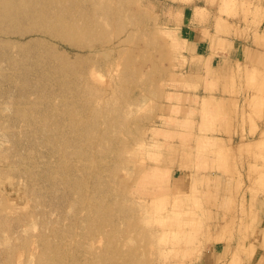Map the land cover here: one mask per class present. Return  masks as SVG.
I'll use <instances>...</instances> for the list:
<instances>
[{"label": "rangeland", "instance_id": "rangeland-1", "mask_svg": "<svg viewBox=\"0 0 264 264\" xmlns=\"http://www.w3.org/2000/svg\"><path fill=\"white\" fill-rule=\"evenodd\" d=\"M180 3L225 97L197 119L168 104L203 59ZM245 44L264 49V0L8 1L0 264H195L223 245L218 264H242L264 205V51L237 61Z\"/></svg>", "mask_w": 264, "mask_h": 264}, {"label": "crops", "instance_id": "crops-1", "mask_svg": "<svg viewBox=\"0 0 264 264\" xmlns=\"http://www.w3.org/2000/svg\"><path fill=\"white\" fill-rule=\"evenodd\" d=\"M176 8H179L182 13L179 15V18L175 23L180 25L182 32H185L186 35H189L188 33H193L191 39H188L183 35L185 40H190L189 50L203 59L200 64H197V67L201 69L200 71L190 70L187 72H178L182 77L176 78V82L181 84V86L180 88H176L177 83H174V81L171 83L172 88H170L168 93L169 110L171 113L174 112L173 114H176L178 117H184L185 119L192 117L193 119H197L200 115H206V109L212 105H207L206 101L210 98H223L224 96L220 95L219 92H211L209 89V83H207L208 81H203L205 83L200 82L201 79L199 76H204V72L209 69L208 63L210 61L212 62V53H210L208 46L204 44L205 42L203 43L200 40H196V37L201 34L199 29L205 28V25L201 26L199 23L196 24L195 15L193 12H189L190 9L187 4L180 3L178 6L176 4ZM259 50L264 51L263 48H257L253 44H245L238 50L236 60L244 62L250 61L254 63V61L249 58V54ZM212 177L215 178V176ZM225 190L227 189L223 188L221 191ZM212 191H214V189ZM259 206L260 207L256 208V213L253 214L252 219L250 220L251 222L255 221L253 222V228L255 229L254 231L258 233L255 249L250 256H242V264H264V205ZM219 243L218 244L221 245L225 242L220 241ZM213 249L214 251L209 250L208 253L206 252L205 255L201 256L195 264H218V259H222L224 254L226 255L225 250L227 247L223 245L222 250L220 251L216 250V246H214Z\"/></svg>", "mask_w": 264, "mask_h": 264}, {"label": "bare ground", "instance_id": "bare-ground-1", "mask_svg": "<svg viewBox=\"0 0 264 264\" xmlns=\"http://www.w3.org/2000/svg\"><path fill=\"white\" fill-rule=\"evenodd\" d=\"M8 1L10 0H0V31H5L8 27ZM12 1H33V0H12Z\"/></svg>", "mask_w": 264, "mask_h": 264}]
</instances>
